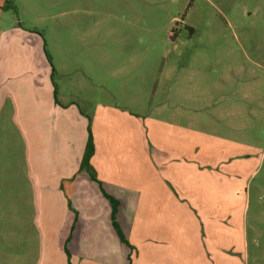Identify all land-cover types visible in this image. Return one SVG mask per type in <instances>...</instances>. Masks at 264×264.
<instances>
[{
	"label": "rangeland",
	"instance_id": "rangeland-1",
	"mask_svg": "<svg viewBox=\"0 0 264 264\" xmlns=\"http://www.w3.org/2000/svg\"><path fill=\"white\" fill-rule=\"evenodd\" d=\"M3 3L0 104L13 116L0 117V264H40V251L49 245L52 260L46 255L45 264L60 263L56 238L43 241L37 227L39 192L27 162L26 116L38 117L37 95L47 114L56 105L61 116L68 106L88 111L80 114L89 136L104 102L111 122L135 119L126 132L140 134L142 149L153 133L169 135L175 150L202 145L207 163L223 161L204 171L207 181L220 182V237L232 245L223 258L264 264V0ZM10 30L13 46L3 53V33ZM33 50L43 51L45 65L39 55L31 57ZM34 78L41 83L36 92ZM130 143L117 145L129 154ZM121 241L127 264H135L133 236Z\"/></svg>",
	"mask_w": 264,
	"mask_h": 264
},
{
	"label": "crops",
	"instance_id": "crops-1",
	"mask_svg": "<svg viewBox=\"0 0 264 264\" xmlns=\"http://www.w3.org/2000/svg\"><path fill=\"white\" fill-rule=\"evenodd\" d=\"M4 33L3 53L11 51L15 30ZM39 51L33 50L31 57L39 55L45 65V55ZM36 80L35 92L41 85ZM36 97L33 109L38 117L33 118L31 113L26 116L30 131L25 139L27 162L39 192L37 227L43 241L56 238L61 249L57 246L59 264H127V246L113 224L111 202L104 192L119 202L116 220L125 237L133 236L139 256L135 264H232L222 256L223 249L232 245L227 246L220 237L224 213L219 203L220 182L207 181L204 175L207 166L211 170L219 168L222 160L217 165H213L215 161L207 163L206 151L199 144L192 150H175L169 135L164 138L157 133L142 149L140 134L126 132L135 119L111 122L103 102L96 107L99 111H95L92 125L94 151L89 162L97 178L94 180L81 168L89 132L87 120L80 113L88 111L74 110V106H68L72 103L69 101L63 104L68 106L64 116L63 108L57 105L53 106V115L47 114L40 106L41 98ZM10 109L1 103L0 117L13 116ZM180 138L184 140L187 135L183 132ZM142 140L145 143L147 139ZM118 142L121 146L131 142L129 150L138 154H126ZM229 196L234 200L237 192L231 191ZM69 202L75 210L78 208L76 212ZM232 211H225L226 217H232ZM52 246L42 247L38 263L45 264L46 255L51 262ZM143 254L147 260L141 259Z\"/></svg>",
	"mask_w": 264,
	"mask_h": 264
},
{
	"label": "trees",
	"instance_id": "trees-1",
	"mask_svg": "<svg viewBox=\"0 0 264 264\" xmlns=\"http://www.w3.org/2000/svg\"><path fill=\"white\" fill-rule=\"evenodd\" d=\"M93 151H94V143H93V140H92V136L90 135L89 139H88V143H87V148H86V151H85L82 163H81V168L82 169H86L89 172L90 176L94 180H97L96 175L93 172V170L91 168V165H90V162H89L90 157L93 154ZM104 193H105L106 197L109 198V200L113 204V213H112L113 224L117 228L119 236L121 237V239L124 240L125 236H124V234H123V232H122L121 228L119 227V224L117 223V220H116V212H117V208H118L119 202L113 196L107 194L106 192H104Z\"/></svg>",
	"mask_w": 264,
	"mask_h": 264
}]
</instances>
